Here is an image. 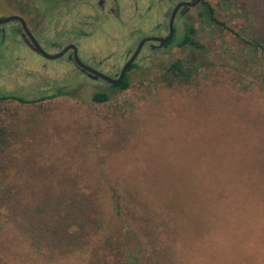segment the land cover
<instances>
[{"label": "rangeland", "instance_id": "374dc122", "mask_svg": "<svg viewBox=\"0 0 264 264\" xmlns=\"http://www.w3.org/2000/svg\"><path fill=\"white\" fill-rule=\"evenodd\" d=\"M97 1L0 0V21L23 17L50 53L57 51L53 43L76 42L84 49L78 48L83 62L91 65L82 58L85 53L113 77L139 33L135 19L124 18L120 32L112 13L89 11ZM205 1L224 26L203 22L201 7L191 10L180 22L177 40L191 26L204 48L174 44L143 55L124 91L71 72L64 60L33 55L16 32L10 33L16 22L0 25L8 34L0 44V99L1 94L45 99L0 100V138L4 133L17 142L12 149L5 147L8 139L0 143V164L6 156L23 160L34 154L83 174L86 190L99 191L104 225L98 237L125 239L136 264L151 258L163 262L169 255L176 264H264V124H252L244 110L264 113V59L253 56L245 43L264 45L262 5L259 0ZM152 18L146 25L162 19L155 13ZM177 59L186 64L197 59L202 66L190 85L167 89L164 69ZM96 92L106 93L108 101L93 102ZM31 115L53 118L44 126L49 138L33 147L26 144L29 138L13 135L23 131L15 119ZM130 122L134 129L126 132ZM238 184L255 208L223 199L224 192L236 197ZM110 190L121 194L123 214ZM135 192L141 196L131 204L128 195ZM161 213L179 221L165 225ZM5 214L0 208V264H85L83 254L48 262ZM156 232L162 253H151L149 236Z\"/></svg>", "mask_w": 264, "mask_h": 264}, {"label": "trees", "instance_id": "16d2710c", "mask_svg": "<svg viewBox=\"0 0 264 264\" xmlns=\"http://www.w3.org/2000/svg\"><path fill=\"white\" fill-rule=\"evenodd\" d=\"M259 1L262 5L261 13L264 21V0ZM200 7L199 16L203 22L208 25L218 24L224 26L216 18L214 9L209 3L204 1ZM194 31L193 27L188 26L182 39L176 42L177 47L181 49L185 47L203 49V45L193 37ZM230 32L239 36L238 33L232 30ZM245 43L253 56H257L260 60L264 59V45L260 40L255 42L245 41ZM194 60H191L190 64H186L182 59H177L166 67L164 69L165 79L163 80L167 84L165 87L175 89L176 86L182 88L190 85L193 73L196 72L198 67L202 66V62ZM137 66L133 65L131 69ZM129 85L130 82L127 76L120 83L110 87L124 91ZM54 97L52 95L49 99ZM6 99H16L22 104L45 100L40 98L27 101L20 97L15 98L12 95H3L0 100ZM204 99L201 97L199 104H202ZM91 100L95 103H106L108 96L104 92H96L92 95ZM198 106L201 107V105ZM244 110H247L252 124H264V113L252 111L248 106ZM51 120H53L52 117L45 120L38 115L19 116L15 119L14 125L16 129H22L23 131L15 132L13 135L19 136L20 139L29 138L30 141L26 144H30V147L36 144L42 145L49 138L46 133L47 129L44 126L50 124ZM130 124L131 126L127 127L126 132L131 131V127L134 129L133 123L130 122ZM2 134L0 143H4L8 139L5 147L7 149L14 148L17 143L14 138L9 140L10 136H8L5 139L4 133ZM36 150L32 149L31 151L35 152ZM35 157L36 155L30 154L20 160L12 156H6V158L1 159L0 164V208L6 211V219L28 240L30 247L37 253L43 254L48 262L58 261L74 255L82 256L83 254L85 264H136L135 259L127 254L130 251L128 242L125 239L115 238L112 235L105 240L98 237L104 225V213L100 207L99 191L86 190L87 180H84L85 176L72 171V167L69 165L58 164L54 161L49 163L45 159ZM200 162H204V160ZM206 164L208 166L210 162ZM9 168L16 171L9 173ZM241 185L238 184L239 189L235 193L236 197L224 192L225 198L223 199L228 201V197H230L235 204L242 206L245 210L248 207L250 209L255 208L249 203L251 197L245 193ZM110 191V194L112 193L114 198H117L116 208L121 211V208H123L122 199L120 200L121 194L117 191ZM137 192L134 193L135 197L128 195L132 198L129 203H138L141 194ZM244 204H246V207H244ZM177 205H180L179 202H177ZM131 212L134 213L132 210ZM160 220L165 225L173 220L179 221L178 218L176 219L173 216H168L166 219L164 213H161ZM148 222L153 223L152 219H149ZM126 231V235H129V229H126ZM159 234V232H156L149 236L153 242H151V253H162L156 245ZM171 241L174 242L175 240ZM167 248L171 250L169 244ZM171 256L164 257L163 262L151 258L147 263L176 264Z\"/></svg>", "mask_w": 264, "mask_h": 264}, {"label": "flooded vegetation", "instance_id": "af4514ba", "mask_svg": "<svg viewBox=\"0 0 264 264\" xmlns=\"http://www.w3.org/2000/svg\"><path fill=\"white\" fill-rule=\"evenodd\" d=\"M204 1L205 0H98L96 2V4H94L93 9L89 10V11H91L93 13V11L99 10V11H102L105 13L106 12L112 13L113 16L115 17V19L117 20L120 32H123L122 31V29H123L122 24L125 22L124 18H127L130 22H132L135 19V21H136L135 22V30L139 33V35L137 36V40H135L137 43H136V46L134 47V50L132 52L130 50H128V52L126 54V61L124 62L123 66L120 68L119 72L114 73L113 77H110L107 74H105L106 72L103 69H101L98 65H95L91 61H88L84 57L85 53L82 54L83 55L82 58L85 61L89 62L91 65L83 62L82 59L80 58L79 54H78V52H79L78 48H81V50L83 48L79 44H77L76 42L66 43L64 45H61V44L57 45V44L53 43L52 46L53 47L56 46L57 51L55 53L48 52L46 47H45L46 43L41 42L31 32V30L29 29V24L25 21V19L23 17H21V19H23L28 31L31 33L32 37L35 39L37 44H39V46L42 48V50L45 51L47 54L55 55V54L60 53L65 47L70 46V45H74L77 49V56H78L79 60L84 65H86L89 68H91V69H93V70H95V71H97L103 75H106L112 79H117L119 77L122 68L129 61V59L133 56V54L136 51L139 43L142 40L149 39V38H161V39H163V41H164L163 43H161L159 41H147L142 45L138 55L136 56V58L134 59V61L131 63V65L127 69L126 73L124 74V76H123V79H124V77H127V76L129 77L130 72L134 69V68L131 69V67L133 65H137L140 60H145L148 56H150V54H152L156 51H161L163 49L169 48L172 45L176 44V42L179 41V40H177V36L179 34V25H180L181 20L184 19V17L191 10H194V9L200 7L202 2H204ZM105 3L109 4L110 7L106 8ZM67 6H69V5L66 4V7ZM89 9H90V7H89ZM154 13L158 14L159 17L162 19H161V21L157 20L156 24L150 27L146 24L148 23L149 19L153 23L152 17L154 15ZM156 18H157V16H156ZM171 20H172V27H170L171 26L170 25ZM14 22L17 23V27H13L11 29L10 33L16 32L19 35V39L22 40L24 47L29 49V51L33 55H36L39 58L45 59L44 57H42L40 54H38L37 52H35L32 49L31 42L29 41L27 35L24 33L22 24L19 21H14ZM136 23L139 24L138 27H137ZM170 28L172 29L171 32H170ZM70 31H72V28H70ZM133 31H134V29H133ZM170 33H171V36H170ZM6 36H8L6 31L4 29H0V44H2L5 41ZM83 52H84V49H83ZM143 55H145L146 58H143ZM58 59L64 60L70 66L71 72H76V74H80V75L86 76L87 78L94 80L88 72L82 71L81 68L75 64L72 50H68L66 53L63 54L62 57H60ZM58 59H56V60H58ZM45 60L55 61V60H48V59H45ZM0 62H1V53H0ZM101 64H102V62H99V65H101ZM99 69L103 70L104 72H101ZM97 80L103 81L101 79H96L95 81H97ZM108 85L111 86L110 84H108ZM112 85H116V84H112ZM3 95L4 94H1V97Z\"/></svg>", "mask_w": 264, "mask_h": 264}, {"label": "water", "instance_id": "95a60500", "mask_svg": "<svg viewBox=\"0 0 264 264\" xmlns=\"http://www.w3.org/2000/svg\"><path fill=\"white\" fill-rule=\"evenodd\" d=\"M11 21H19L21 24H22V27H23V30H24V33L27 35L29 41L31 42V47L32 49L37 52L38 54H40L42 57H44L45 59H48V60H56L60 57L63 56L64 53H66L68 50H72L73 51V57H74V62L75 64L81 68L82 71H86L88 72L92 78L94 80L96 79H101L103 81H105L106 83L112 85V84H118L122 79H123V76L124 74L126 73L127 69L129 68V66L131 65V63L134 61V59L136 58V56L138 55L142 45L147 42V41H159L161 43H163V39L161 38H149V39H144L142 40L136 51L134 52L133 56L129 59V61L124 65V67L122 68L121 72H120V75L117 79H112L106 75H103L91 68H89L88 66L84 65L78 58L77 56V49L74 45H70V46H67L65 47L60 53L58 54H55V55H50V54H47L45 51L42 50V48L39 46V44H37V42L35 41V39L32 37L31 33L28 31L23 19L19 18V17H11V18H7L5 20H1L0 21V25H3V24H6V23H9ZM170 27H172V20L170 21ZM171 28H170V32H171ZM170 36H171V33H170Z\"/></svg>", "mask_w": 264, "mask_h": 264}]
</instances>
